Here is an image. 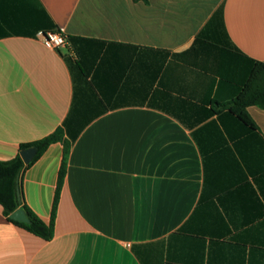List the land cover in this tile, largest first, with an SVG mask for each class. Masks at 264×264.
Masks as SVG:
<instances>
[{
    "label": "crops",
    "instance_id": "obj_1",
    "mask_svg": "<svg viewBox=\"0 0 264 264\" xmlns=\"http://www.w3.org/2000/svg\"><path fill=\"white\" fill-rule=\"evenodd\" d=\"M254 61L264 0H0V161L58 128L76 138L54 237L0 206V264H264V109L250 129L214 104ZM63 153L20 179L47 224Z\"/></svg>",
    "mask_w": 264,
    "mask_h": 264
},
{
    "label": "trees",
    "instance_id": "obj_2",
    "mask_svg": "<svg viewBox=\"0 0 264 264\" xmlns=\"http://www.w3.org/2000/svg\"><path fill=\"white\" fill-rule=\"evenodd\" d=\"M148 2V0H142ZM51 30H55L52 29ZM216 110H227L235 115L243 124L250 129H256V124L251 118L248 108L255 106L264 109V62L254 61L251 74L246 84L237 97L226 103H214ZM76 138L66 139L64 130L58 128L52 134L38 141L23 144L20 146L19 154L7 161H0V206L7 218L18 227L34 234L45 241H50L54 237L55 219L57 207L59 203L60 193L64 184V179L68 169V159L72 144ZM62 142L64 146L63 160L59 171L58 184L49 224L45 223L37 215H35L21 200L20 179L23 172L30 167L53 143ZM35 148L37 154L28 165L21 158V151ZM23 209L29 219V223L25 224L15 221L11 218V214Z\"/></svg>",
    "mask_w": 264,
    "mask_h": 264
},
{
    "label": "water",
    "instance_id": "obj_3",
    "mask_svg": "<svg viewBox=\"0 0 264 264\" xmlns=\"http://www.w3.org/2000/svg\"><path fill=\"white\" fill-rule=\"evenodd\" d=\"M37 154L35 148H28L21 151L20 155L26 165L30 164ZM11 218L15 221H19L25 224L29 223V219L23 209H18L11 214Z\"/></svg>",
    "mask_w": 264,
    "mask_h": 264
},
{
    "label": "built area",
    "instance_id": "obj_4",
    "mask_svg": "<svg viewBox=\"0 0 264 264\" xmlns=\"http://www.w3.org/2000/svg\"><path fill=\"white\" fill-rule=\"evenodd\" d=\"M44 44L51 49H61L66 45V37L60 32H45L41 34Z\"/></svg>",
    "mask_w": 264,
    "mask_h": 264
}]
</instances>
